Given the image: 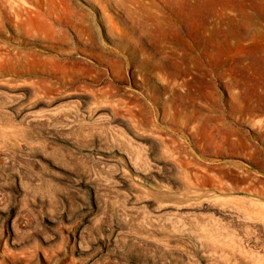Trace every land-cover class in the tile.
<instances>
[{"label": "rangeland", "instance_id": "rangeland-1", "mask_svg": "<svg viewBox=\"0 0 264 264\" xmlns=\"http://www.w3.org/2000/svg\"><path fill=\"white\" fill-rule=\"evenodd\" d=\"M0 264H264V0H0Z\"/></svg>", "mask_w": 264, "mask_h": 264}, {"label": "bare ground", "instance_id": "bare-ground-1", "mask_svg": "<svg viewBox=\"0 0 264 264\" xmlns=\"http://www.w3.org/2000/svg\"><path fill=\"white\" fill-rule=\"evenodd\" d=\"M24 11H27V9L23 8ZM28 12V11H27Z\"/></svg>", "mask_w": 264, "mask_h": 264}]
</instances>
